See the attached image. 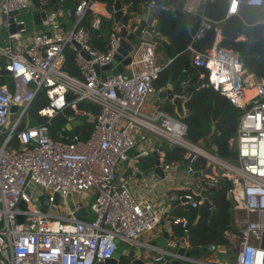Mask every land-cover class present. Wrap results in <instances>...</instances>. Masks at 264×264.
Returning a JSON list of instances; mask_svg holds the SVG:
<instances>
[{
    "label": "built area",
    "instance_id": "built-area-1",
    "mask_svg": "<svg viewBox=\"0 0 264 264\" xmlns=\"http://www.w3.org/2000/svg\"><path fill=\"white\" fill-rule=\"evenodd\" d=\"M214 2L225 3V19L239 17L243 8L260 9L264 25V0H184L180 11L195 24L186 49L191 67L206 82L205 86L244 110L236 136L229 141V148L236 154L234 160L219 159L187 142V127L171 115L163 111L152 116L142 113L148 96L155 93L154 82L169 65L158 63L155 43L140 40L130 54L126 74L100 79L95 68L111 64L121 36L115 27L107 36L103 52L91 48L80 21L88 17L89 28L96 33L103 20L112 16H104L95 0H76L73 11L60 12L74 20L68 32L59 30L55 19L58 14L53 15L54 33L34 36L24 53H16L11 47L18 32L8 34L0 47V61L11 80L10 85H0V264H64L65 259L68 264L70 259L72 264H94L110 259L120 245L132 248L141 237L153 234L164 210L135 197L127 182L117 177L118 168L136 148L132 134L136 128L154 134L167 147L185 150L186 159L194 153L195 159L202 157L207 165L212 164L215 175L222 180L199 177L197 185L209 193L224 188L226 197L230 194L235 204L232 228L224 233L228 244L225 251L216 248L210 254L216 257L193 259L194 264H264V81L256 82L245 73L238 51L221 46L222 22H214L206 13V7ZM31 6V0H0V14L6 16ZM124 8L129 11L127 6ZM142 9L152 12L160 8L151 0ZM26 23L19 24L25 29ZM210 33L214 35L210 47L197 49ZM67 47L75 52L79 77L63 70ZM39 93L49 101L40 116L51 118L71 107L75 117L69 119L68 129L77 116L84 115L77 110L78 103L98 106L100 114L93 119L89 138L80 140L74 136L66 142V137L59 135L55 140L45 126H26L17 133ZM72 97L76 99L69 102L67 98ZM12 107L16 108V117L8 129ZM13 139L21 146L17 152L8 147ZM143 157H149L147 151L138 153L135 160ZM167 168L165 165L164 170ZM185 174H193L191 166ZM55 194L60 197L57 216L48 212ZM83 194L92 195L87 205L93 218L86 223L74 218L81 205L77 203L74 211L67 204L68 196ZM41 196L49 200L46 211L36 207ZM197 197L200 198L190 191L178 199L197 208L202 204ZM18 217L23 218L21 223ZM171 224L179 226L184 234L188 231L185 218H175ZM219 255L228 258L219 261Z\"/></svg>",
    "mask_w": 264,
    "mask_h": 264
},
{
    "label": "trees",
    "instance_id": "trees-1",
    "mask_svg": "<svg viewBox=\"0 0 264 264\" xmlns=\"http://www.w3.org/2000/svg\"><path fill=\"white\" fill-rule=\"evenodd\" d=\"M76 0L66 2V10L73 11ZM111 6L115 0H95ZM151 0H120L121 4L127 6L133 14H139L144 5ZM160 9L180 12L184 0H152ZM52 0H31L35 10L33 20L36 25H40L41 18L39 11L41 8L51 3ZM208 17L214 22H222L221 33L223 40L221 46L235 51L248 50L253 55L241 58L243 68L246 74L252 75L260 82L264 81V25L258 24L251 28H247L239 17H231L225 19L226 5L223 2L210 3L206 7ZM72 23L74 22L71 19ZM63 27L66 24L62 23ZM79 26L86 30L89 28V18L86 17L80 21ZM157 29L159 35L166 39L169 44V57L172 61L159 74L158 79L154 82L155 91L163 90L170 80L176 81L184 71L185 65L188 64L186 71V81L183 86L175 85L173 92L175 95H182L185 90L200 81L199 73L191 67L190 58L186 54V49L190 43V33L195 29L193 20L187 22L183 16H175L173 14H163L157 21ZM112 31V20H103L101 28L96 32L97 38L90 39L89 43L92 49L103 52L107 46L108 34ZM103 36L106 39H103ZM245 37V41H238L239 38ZM100 37V38H99ZM214 35L208 34L204 39V43H213ZM201 48V44L196 46ZM63 70L72 77H79V71L75 66V52L67 47L64 50ZM5 78L4 82L7 83ZM10 79V78H9ZM49 101L44 93H39L34 102L28 109L26 115L32 127H48V134L51 138L58 140L59 135L66 137V142H70L74 136L80 140L89 138L93 119L100 114L98 106L88 102H80L77 104V110L84 113L83 116H77L76 120L79 125L70 126L68 129L69 119L75 117V112L70 106L60 110L51 118L40 116L39 112L48 107ZM187 111L191 115L183 119L181 122L187 127L186 140L193 145H203L206 150H210L212 154L222 160H234L236 154L229 148V141L236 136L238 119L244 110L234 107L228 99L223 95L213 91L211 88L204 86L195 90L185 105ZM172 115L173 108L169 105L162 106L161 110ZM49 122V125H48ZM212 140V142H210ZM9 150L17 152L21 146L16 139H13L9 145ZM165 165L169 167L180 166L186 161L187 152L181 148H166L163 150ZM153 158L144 160L147 168L151 166ZM207 161L204 158L197 157L193 160L191 167L194 173H198L205 169ZM190 193V191L180 194L181 196ZM180 196V197H181ZM197 201L200 198H196ZM210 207L192 208L185 205V212L181 218H185L188 222V231L186 234L180 229L178 236L185 239L192 249H200L204 247H215L227 245L224 233L228 230L229 216L228 203L226 200V191L220 188L217 191L209 193ZM211 209L215 210L211 217ZM196 219L195 224L193 221ZM177 227V226H176Z\"/></svg>",
    "mask_w": 264,
    "mask_h": 264
},
{
    "label": "water",
    "instance_id": "water-1",
    "mask_svg": "<svg viewBox=\"0 0 264 264\" xmlns=\"http://www.w3.org/2000/svg\"><path fill=\"white\" fill-rule=\"evenodd\" d=\"M62 1V0H61ZM34 8L30 7L28 10H22L18 12H12L8 15H2V22L4 23V26L7 25L8 34H15L19 31H22L24 29V26H22L21 22H31V16L30 12H33ZM58 11L62 12L63 8L58 4V0H53L50 4L45 5L41 9V17L43 20H46L47 17H52L55 15ZM109 13L112 14V21L116 25V27L120 30V36L121 41L119 44V48L113 58V61L110 65L106 66V69L110 70L113 68V74L112 76L123 74L125 69L130 65L131 58L130 54L132 53L133 48L137 45V43L140 40L150 41L152 43H155L156 45L162 47L166 50V52L169 54V48L165 41H162L157 36V21L159 17L163 14H173L175 16H181L183 15L180 12L176 11H170L167 9H159L152 12H148L145 9H142V11L139 14H132L130 11H126L122 9V5L120 0H116L113 4V6L108 8ZM15 19L17 22H15ZM66 19H64L65 21ZM29 27V26H26ZM86 33L89 37V39L97 38L98 35L96 33H93L89 30H86ZM100 38V37H99ZM205 47L209 48L210 45H206ZM76 49H78L76 47ZM240 57L244 56H251L253 55L252 51L243 50L239 52ZM84 55V54H83ZM86 57V55H84ZM255 58H257L256 55H253ZM259 62L264 61L262 59H259ZM188 68V64L185 65L184 71L182 74L178 77L176 81L170 80L168 82V86L166 89H163L159 91L158 97L159 100L164 101L166 105H169L173 108L172 116L177 119L178 121H182L189 115H191V112L187 111L185 105L186 102L189 100L191 95L195 90H198L206 85V82L204 80H200L198 83H196L193 86L188 87L185 92L182 95H175L173 92V88L175 85L183 86L184 82L186 81V71ZM96 74L99 76L100 68H95ZM10 77V73L4 69H0V85L4 84L5 78ZM76 97L67 98L69 102L74 101ZM164 104V105H165ZM15 112L16 108L12 107L10 110V116L8 120V126L9 129L13 122L15 121ZM72 126L79 125V122L76 121L75 123L71 124ZM27 126V117H24L20 126L16 130L17 133L22 132ZM212 142V140H210ZM173 149V147L171 148ZM155 162L152 166H149L147 172L150 178V175L157 176L159 179L163 180L165 179V174L175 172V171H183L186 172L191 166V163L195 159V154L190 153L187 157L186 161L180 165L175 167H169L167 169H163L162 166L159 164V156L157 152L154 154ZM192 176L194 178L199 177H210L214 180L221 181L222 178L218 177L214 173V166L212 164H208L207 167L198 172L193 173ZM148 178V179H149ZM229 186V184H226ZM188 189L198 195L202 199L201 207H210L209 202V192H206L205 190L201 189L197 184L193 183L188 186ZM68 196L67 198H69ZM227 203H228V216H229V224L228 229L232 228V221L234 217V207L235 204L232 200V197L230 194L226 197ZM60 203V197L58 194L53 195V201L52 206L49 207V200L45 196H41L38 199V202L36 203V207L46 211L48 209V212L50 214H53L55 216L58 215V209ZM179 203H187L185 199H182L180 201H170V205L172 208L174 206L178 205ZM21 209H25V206L23 204H20ZM73 210L75 211V205L73 204ZM211 217L214 215L215 210L211 209ZM88 215V210L86 207H81L75 211L74 218L78 222L86 223L87 219L86 216ZM22 217H18L17 221L19 223L22 222ZM169 236L167 234L163 235V240H161L160 243H151L149 244V247L141 248L137 252L135 251H116L113 256L105 260L103 262H98L94 264H194L193 259L195 256L198 255H209L212 252L216 250L215 247H204L200 249H187L186 245L184 243H181L178 246L171 247L169 242ZM164 241V242H163ZM224 249L223 246L219 248V250Z\"/></svg>",
    "mask_w": 264,
    "mask_h": 264
},
{
    "label": "crops",
    "instance_id": "crops-1",
    "mask_svg": "<svg viewBox=\"0 0 264 264\" xmlns=\"http://www.w3.org/2000/svg\"><path fill=\"white\" fill-rule=\"evenodd\" d=\"M67 1H70V0H62V1L58 0V4L63 8V11H66ZM96 6L98 10L101 11V13L102 12L104 13V16H105V13H109L108 8L113 5L107 6L104 3L96 1ZM124 7L125 6L122 5L123 10H125ZM63 11L61 13H63ZM34 12L35 10L29 13L31 16V22L26 21L27 22L26 26H29V27H25L24 30L19 31L18 32L19 37L17 38V40L11 41V47L16 53H24L31 45V42L34 36L40 35V34L54 33V28L51 26V21H52L51 19H54V18L47 17L46 20H43L41 17V10H40L38 13L41 18V22H40V25H36V23L33 20ZM56 14H58L55 17V19H56V22H58L59 24V30L63 32L70 31L74 26V22L72 23L71 19H68L65 16L59 15L60 11H58ZM1 17L2 15L0 14V47L3 46V41L8 36V29L4 27V23L2 22ZM239 18H241V20L244 22V25L247 28H251L255 25L262 24L261 23L262 10L243 8L241 10V14ZM64 19L66 20L64 21ZM105 20H112V16L109 18H106ZM62 23L66 24V27H63ZM115 27L116 25L112 21V29H114ZM106 37L103 36V39H106ZM158 38H160L162 41H165L169 47L168 41L160 37L159 33H158ZM245 39L246 38L243 36L239 38L238 41L243 42L245 41ZM156 55H157L158 63L162 66H166L172 62L170 60L169 54L166 52L165 49H163L160 46H157ZM1 62H3V60H1L0 63ZM0 69H3V67H0ZM112 70L113 68L110 70L106 69V67L101 68L99 72L100 79L104 80L105 78L111 77L113 74ZM126 72H128L127 69H125L124 74H126ZM249 77H251L256 82H260L259 80L255 79L252 75H249ZM4 84H7V83L4 82ZM166 87L164 89H166ZM158 93L159 92L156 91L155 93L148 96L142 108V113L144 115L152 116L157 111L161 110L162 106H164L165 102L159 100ZM132 134L134 136L136 148L129 155V160L118 168L117 177L127 182V186L130 188L131 192L135 195V197L142 199V200L151 201L153 203V206L156 209L162 208L164 210V213L162 214L159 228L156 229L153 232V234L149 236L141 237L138 240V243L132 248L129 246L122 245L123 251L124 252L126 251L137 252L141 248L149 247V244L151 243L158 244L161 242V240H163L164 234H167L169 236L170 240L168 244L170 246L172 244H175V246H178L181 243H184L188 250L192 249L189 243L185 239H181L178 236V233L180 232L181 228L179 226L176 227L171 224V221L173 219L181 217V215L185 212V208H186L185 205H188V204L179 203L178 205L174 206V208H172L170 205V201L171 200L179 201L178 198L181 196L180 194H184L185 192H187L189 185L193 183L198 184L197 179L194 178L192 175L187 176L184 170L167 173L165 174V179L163 180L159 179L157 176H154V175H150V178L146 177V176H149L147 172L149 167L144 168L145 166L144 160L146 159L152 160L153 158V162L151 164L152 166L155 162L154 154L157 152L159 156V159H158L159 164L164 169L165 161H164L163 150L166 148L171 149V147H167L160 139H158L157 136H155L154 134L144 129L136 128L135 130L132 131ZM202 146L203 145L201 144V148ZM143 151H147L149 154V157H143L138 160H135L136 155ZM173 167L176 168L177 166H173ZM192 173H194L193 170H192ZM117 182L119 183V181ZM71 198L74 202L73 203L74 205L79 203L81 207L87 208L88 215L86 216V219L87 221H90L93 218V215L89 211L87 203H89V201L92 200V195L83 194L81 196H72ZM195 222H196V219L193 221V224H195ZM227 245L223 246L224 249H222L221 251H225V247Z\"/></svg>",
    "mask_w": 264,
    "mask_h": 264
},
{
    "label": "rangeland",
    "instance_id": "rangeland-1",
    "mask_svg": "<svg viewBox=\"0 0 264 264\" xmlns=\"http://www.w3.org/2000/svg\"><path fill=\"white\" fill-rule=\"evenodd\" d=\"M0 67H3V62H1L0 63ZM8 78V77H7ZM7 84L8 85H10L11 84V80L8 78L7 79ZM27 126L28 127H32V124L28 121V119H27ZM198 147H200L201 148V145H197ZM202 148H204V146H202ZM209 154H212V152L210 151V150H206ZM73 200H72V198L71 197H69V198H67V204H68V206H69V208L71 209V210H73ZM119 251H123V246L122 245H120L119 246ZM214 257H216V256H214ZM214 257H211L210 256V254L209 255H198V256H195V258L197 259V260H202V259H207V260H210V259H212V258H214ZM228 257H226L225 258V256H223V255H219V257H218V260L219 261H224L225 259H227ZM228 263H231V261L230 262H228Z\"/></svg>",
    "mask_w": 264,
    "mask_h": 264
},
{
    "label": "clouds",
    "instance_id": "clouds-1",
    "mask_svg": "<svg viewBox=\"0 0 264 264\" xmlns=\"http://www.w3.org/2000/svg\"><path fill=\"white\" fill-rule=\"evenodd\" d=\"M157 34H158V30H157ZM158 36V35H157ZM160 36V35H159ZM161 37V36H160ZM206 45H209V43H207V44H205L204 42L201 44V48L202 47H205ZM158 46V45H157ZM200 48V49H201ZM205 48H207V47H205ZM201 80V79H200ZM156 92V91H155ZM160 111V110H159ZM168 114V113H167ZM172 116V115H171ZM173 117V116H172ZM174 118V117H173ZM175 119V118H174ZM177 120V119H176ZM181 122V121H180ZM197 146V145H196ZM202 158V157H201ZM206 168V167H205ZM118 183V182H117ZM194 259H196V258H194ZM72 262H73V260L72 259H70L69 260V263L70 264H72ZM64 264H68V260L67 259H65V261H64Z\"/></svg>",
    "mask_w": 264,
    "mask_h": 264
},
{
    "label": "bare ground",
    "instance_id": "bare-ground-1",
    "mask_svg": "<svg viewBox=\"0 0 264 264\" xmlns=\"http://www.w3.org/2000/svg\"><path fill=\"white\" fill-rule=\"evenodd\" d=\"M48 114H51V112L48 111ZM194 150L197 151V152H200V150H199L198 148H196V149H194Z\"/></svg>",
    "mask_w": 264,
    "mask_h": 264
}]
</instances>
